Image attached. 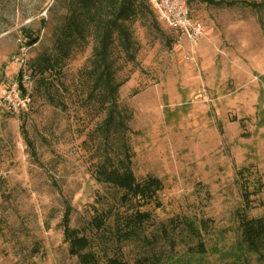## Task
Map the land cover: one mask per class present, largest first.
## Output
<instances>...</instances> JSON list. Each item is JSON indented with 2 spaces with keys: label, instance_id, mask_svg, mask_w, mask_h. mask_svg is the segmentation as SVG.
Segmentation results:
<instances>
[{
  "label": "rangeland",
  "instance_id": "1",
  "mask_svg": "<svg viewBox=\"0 0 264 264\" xmlns=\"http://www.w3.org/2000/svg\"><path fill=\"white\" fill-rule=\"evenodd\" d=\"M223 1L235 4L188 0L205 26L198 40L153 9L131 26L137 58L117 63L125 81L118 100L132 115V169L139 180L163 182L156 200L142 204L96 179L101 152L90 133L105 115L87 100L83 77L93 35L52 75L35 69L38 56L55 50L70 0H0V264H81L64 236L68 204L71 227L102 262H261L264 245L245 248L239 216L264 217V5H250L264 0ZM28 34L39 41L29 46ZM20 71L31 75L24 81L33 100L13 113L2 99ZM137 212L150 220L131 225ZM97 216L107 217L101 229Z\"/></svg>",
  "mask_w": 264,
  "mask_h": 264
},
{
  "label": "trees",
  "instance_id": "2",
  "mask_svg": "<svg viewBox=\"0 0 264 264\" xmlns=\"http://www.w3.org/2000/svg\"><path fill=\"white\" fill-rule=\"evenodd\" d=\"M202 1L213 5L235 4L234 1ZM250 5L261 8L264 1L251 2ZM152 9L154 10L151 0H70L55 38V50L34 60L36 71L45 79L46 75L50 76L54 71L60 70L74 53L84 50L88 44V36L93 35L95 45L84 68L83 77L89 89L87 100L97 106L98 113L105 115L90 133L91 139L99 144L98 152H101L95 169L96 179L116 187L121 200L130 202L135 199L142 204L156 200L157 193L163 189V182L151 175L139 180L132 169L133 153L129 126L132 115L126 107H121L118 100L119 89L125 81L119 79L121 67L117 62L121 57L129 62L136 60L138 47L131 26L138 19L146 17L148 12L152 13ZM27 36L29 46L35 45L40 39L39 35ZM26 76L31 77L20 71L18 81L22 93L28 92V85L24 81ZM29 92L32 99V93ZM25 111L27 110L22 113ZM28 144L35 153L33 142L28 140ZM71 213L72 207L68 204L62 221L64 236L69 242L71 254L77 255L81 264H153L148 257L130 263L114 256L102 262L95 252L89 250L91 239L71 227ZM239 217L245 248L250 252H260L264 245V217L249 218L246 213H241ZM106 218L97 216L93 222L101 229ZM150 218L149 212H137L128 222L138 226ZM184 222L192 233H198L194 223L188 220ZM123 234L131 236L133 228L129 233ZM200 251L204 252V249L201 248ZM259 264H264V258Z\"/></svg>",
  "mask_w": 264,
  "mask_h": 264
},
{
  "label": "built area",
  "instance_id": "3",
  "mask_svg": "<svg viewBox=\"0 0 264 264\" xmlns=\"http://www.w3.org/2000/svg\"><path fill=\"white\" fill-rule=\"evenodd\" d=\"M159 18L179 35L190 40H198L205 32L204 24L191 15L188 0H151ZM25 78L30 79L29 76ZM30 92L22 93L19 81H14L4 89L3 104L13 113L28 110L31 103Z\"/></svg>",
  "mask_w": 264,
  "mask_h": 264
}]
</instances>
